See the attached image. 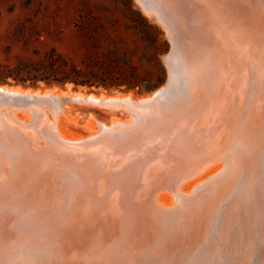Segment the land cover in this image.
Masks as SVG:
<instances>
[{
	"label": "bare ground",
	"instance_id": "bare-ground-1",
	"mask_svg": "<svg viewBox=\"0 0 264 264\" xmlns=\"http://www.w3.org/2000/svg\"><path fill=\"white\" fill-rule=\"evenodd\" d=\"M135 1L141 11L160 26L156 14L143 6L144 0ZM147 1L169 13L184 38L187 114L180 119L171 115L175 107L172 103L160 116L149 122L140 119L132 128L129 127L130 119L113 117L115 112L124 114L126 109L133 111L138 106L139 99L132 94L104 96L70 90L38 91L0 86V90L26 100L19 104L23 111L19 120L28 122L31 119L24 112L26 110L33 112L35 107L46 110L41 123L54 130L60 139L75 141L87 138L89 142L108 143L103 149L113 153L102 158L93 153L92 156L83 154L71 159L67 154L53 152L49 146L53 145L51 141L18 143L12 140L15 143L12 145L7 142L13 139V135L6 136V143L10 146L5 151L0 149V178L4 180L0 182V187L16 205L25 202L23 206L28 207L34 203L48 211L47 216L41 217L45 220L43 224L30 219L39 213L40 208H33L29 213L22 211L23 220L29 215L31 227L36 231L31 237V244L22 253L16 254V258L23 260L24 264H48L50 261L53 264H70L75 256L84 252L75 248V244L67 247L54 236L62 235L66 227L63 217L67 212L59 214L57 207L60 210L63 201L64 206L69 205L79 192L86 193L87 189L100 195L107 193L108 202L103 200L97 211L107 210L109 218L103 221L100 229L97 228L98 235L95 234L100 241L85 251V262L264 264V213L260 220L256 219L259 209L264 210L261 206L264 203V179L257 181L256 178L259 162L264 160V108L254 110L258 102L256 97L245 101L246 76L242 77L248 72L249 61L259 66L256 61L257 41L261 38L264 41V35L261 34L262 29H257V24L264 18V2L261 6L257 0L254 6V0H247L243 2L244 6H240L235 0ZM224 45L236 51L233 53L234 64L222 51ZM166 60L167 56L164 62ZM223 81L227 82L228 91L217 85H222ZM244 102L250 111L237 121L235 117ZM230 104V111L224 114L222 109ZM74 105L100 109L107 119L92 113L81 116ZM219 107H222L221 111ZM185 116L194 122L189 124L192 129L205 122L206 131L202 134L201 131L192 132V137L199 139L198 143L180 147L179 144L171 145L155 154L148 152L146 147L140 150V158L148 154V157H154L143 161L147 171L137 182L129 178L110 183L107 179H99L103 171L112 169L109 162L117 160L116 168L125 163L127 158L120 160L123 150L118 147L124 149L159 141L169 136L171 125L190 123L188 118L180 121ZM62 121L69 136L60 129ZM210 121L213 126L207 131L210 128L206 125ZM176 128L182 129L181 126ZM134 132L138 133L133 135ZM171 141H177L176 135ZM235 153L242 154L241 164L229 160ZM208 163L210 165L200 173L198 168ZM227 163L229 167L226 169ZM225 169L226 172L223 171ZM74 176L82 177L83 183L69 185L68 179ZM190 181L194 182L184 191L183 185ZM152 185L153 188L150 187ZM115 187L117 191L114 192ZM238 205H252L256 215L238 216L233 211ZM72 219L68 216L67 227ZM48 237L52 239L49 241ZM255 243L257 245L254 246ZM120 246L122 250L118 256L115 252L111 253ZM253 249H256L254 253ZM108 251L113 256L110 254L109 257Z\"/></svg>",
	"mask_w": 264,
	"mask_h": 264
},
{
	"label": "water",
	"instance_id": "water-1",
	"mask_svg": "<svg viewBox=\"0 0 264 264\" xmlns=\"http://www.w3.org/2000/svg\"><path fill=\"white\" fill-rule=\"evenodd\" d=\"M255 1L257 0H254L253 2ZM259 1L262 6L264 0H259ZM143 2H144L143 6H145L148 10L156 14L159 25L162 27V29L164 28L165 36L169 43V50L165 55L167 56V60L166 62H164L166 67V79L164 83L159 88H157L156 90H154L153 92L149 93L146 96L143 97L134 96L135 98L139 99V103H137L138 106L136 105L137 107L133 111L132 109H126V113L124 112V114H120L118 112H115L113 116L116 119L121 117L130 119L131 122L129 124L130 125L129 127L132 128L136 126V124L140 121V119H143L144 121L147 120L149 122L151 121V119L158 117V115L160 116L162 113L166 111V109L170 108L172 103H174L175 105L174 112H172L171 114L172 116H174L173 118L180 119L181 116L187 114L185 113V111L187 110L185 109L187 102L185 89L188 80L186 79L187 73L185 72L183 67L184 64L183 59L186 57L184 51V43H183L184 38L180 34L179 29L173 20V17L169 15V13L165 12L162 9V7L155 6L153 2H152L153 4L148 3L147 0H144ZM243 2L246 3L247 0H235V3H237L240 6L241 5L244 6ZM256 4H257L256 2L253 3L254 6ZM263 19H261V21H258L257 24V29L259 30L262 29L263 31V33H261L262 35H264ZM202 37L203 36H201L200 38ZM258 41H257L258 53L256 54L257 55L256 61H258L259 66H257L256 64H251V61H249L247 66L248 72L246 73V75H242V77L245 78L246 76V83L244 89V93L246 96L244 98L245 101L246 99H249V101H251L254 97H256L258 102L255 104L254 110L257 108L260 111L261 109L264 108V41L262 40V38L259 42ZM227 45L223 46L222 51L229 56L227 60L231 61V64H234L233 53H235L236 51L232 47L230 50L227 47ZM219 65H221L220 62L218 64V69H219ZM223 69L224 68H222V70ZM222 83H223L222 85L220 84L217 85L219 87L221 86L223 90L228 91L227 82L223 81ZM0 86L8 87V88L11 87L7 85H0ZM234 93H235L234 95H237L236 92ZM30 100L31 98H29V101ZM22 101L24 102L26 100L24 98L21 99L19 97L13 96L9 91L0 90V149L3 148L4 151L8 149L9 144L7 143H12V145H14L15 143L12 142V140H15V142L18 143H22L21 141H28L30 143H34L44 140L45 142L51 141L53 143L54 146L52 144H49L53 152L58 151L62 154H67L70 157H72L71 159L74 158L76 159L78 156L80 157L83 154L90 156L93 153H95V156H97V158H102L105 155L107 156L113 155L112 152H106L103 149L107 147L106 145H108V143L104 144V142H97V141L89 142L87 138L75 140V141H68V140L66 141L57 137L56 132L54 130H51L49 127L44 126L41 123V120L46 114L45 112L46 110H42L36 107L34 108L36 111L33 109V112L26 110L24 112L27 115H29L31 119L28 122H23L22 120H19V117L23 113L21 107L19 106V104ZM174 101H176V103ZM244 103L245 104H242L244 106L239 110V113L235 117L237 121H239L242 117H245L247 111H250V108L249 109L247 108L246 102ZM74 107L77 109L78 112H80L81 116H86L88 113H92L96 117L107 119V117H104V113L100 109L80 107L79 105H74ZM235 108H237V105L233 107V110ZM251 108H253V106H251ZM221 109L222 107L220 108V111ZM230 109H231V104L226 105L222 109V112L225 111L224 114H226L227 110L230 111ZM187 118L188 117L185 116L180 121L185 120ZM232 119L234 120L233 117ZM188 121H191V119L188 118ZM192 123L194 122L191 121L190 123H184L185 125H179V124L171 125L172 128L170 129L169 136L163 137L159 141L156 138L157 141L152 144H146L144 146L135 145L128 148L124 147V149L121 146L118 147V149L124 151V152L120 151L122 154L120 160L127 158L126 160H124L125 163L123 164V166L120 168H116L114 166H117L116 164L117 160L111 161L109 162V164H112L110 166V168L112 169L110 171L108 170L103 171V173H101V178H99L98 176L97 177L99 179H104V181L107 179L108 183H110V181L112 180H120V179L126 180L128 178L131 181L134 180L135 182L139 181L142 177L141 175L147 171V166L144 165L143 161H146L154 157V155L148 157L149 155L148 154L145 155L146 157L144 156L143 158H140L138 156L140 153L139 151L145 149L146 147L148 152L155 154L158 151L161 150L164 151L165 148L168 149L171 145L179 144L178 146L180 147L183 144H187L193 146L194 144L198 143L199 139L192 137V132L201 131L200 133L202 134L203 131L206 130L204 127L205 122H202L200 125L197 126L195 125L193 129L189 125ZM211 124L212 122L210 121V123L208 122V124L206 125L208 128H210L207 129V131L211 130L213 126V124L212 125ZM176 126L178 127L181 126L182 129L178 130ZM136 133L138 132H134L132 134L136 135ZM9 134L13 135V139L8 140L10 142H7L6 136H8ZM175 135L177 141L172 142L171 139ZM202 140H205V138ZM112 149L117 150L115 148ZM241 156L242 154L235 153L234 155L231 156L229 160H231L232 162H239V164H241L242 163L241 161H243ZM111 158L115 159L114 156H112ZM210 163H208L205 166L199 167L198 168L199 172L201 173L202 171H204L205 168L208 165H210ZM259 164L260 165L258 169V174L256 176L257 181L258 179L261 180L264 179V160H262V162L260 161ZM228 167H229V163H227L226 169ZM226 169L223 171L226 172ZM188 178L191 177L189 176ZM186 179H184L183 182ZM68 180H69V185L71 186H74L76 182L78 184L83 183L82 177L74 176V177H70ZM3 181L4 180L0 178V182ZM150 187L153 188L154 185ZM116 188L117 187H115L114 192L117 191ZM3 190L4 189L0 187V264H24L23 260L16 258V254L22 253L27 248V245L31 244V239H32L31 237L33 236V234H36V231H34L35 229L31 227L32 221H29L30 216L27 215V217H25L26 220H23L24 217L23 214L26 213V211L27 213H29L28 211L32 210L33 208L35 209L40 208L39 213L36 216L30 217V219H34L37 221L39 220L38 223L43 224L45 220L44 218L41 217L47 216L48 211L44 209L42 205L41 206L33 205L34 203H31L32 205L30 204V206L28 207L23 206L25 202L16 205L12 197L6 195V193ZM87 191L88 192L81 194L79 192V195L75 196L73 200L70 202V204L67 206H64V201H63V203L60 204L61 205L60 210L58 209V207L56 209V212L59 214L60 212H64V211L67 213L64 214L66 216L63 217V219L65 218L63 222L64 225L66 226L65 229L62 228L64 229V232H62V235H56L54 237H58V239H60L64 244H66L67 247H70L73 244H75V248L84 251L83 253L78 254V256H75L71 260L70 264H90L89 262L84 261V253L85 251H88L91 248H93L100 241L99 236L96 237L97 228L99 227L100 229V226L103 224V221L109 218L107 214V210L97 211V209L103 203V200L105 202H108L107 193L100 195V193L99 194L94 193L92 192V190L89 189H87ZM99 196L101 198H99ZM261 206L264 207V203L261 204ZM22 211L24 213H22ZM233 211L236 212L235 214H237L240 217L241 215L248 216L251 213L255 214L252 205H244V207L238 205L237 208L234 209ZM263 213L264 210L261 211L259 209L256 219L260 220ZM68 216L73 217L71 223L68 222V224H70L69 227H67ZM59 221L61 222V219H59ZM59 221H57L58 223L56 222L58 225L60 223ZM56 233L57 230L55 234ZM54 237L52 236V238ZM121 237L125 238L123 236ZM52 238L48 237L47 240L50 241V239ZM124 241L127 242L126 238L124 239ZM253 245L255 246L257 245V243ZM121 250L122 247L120 246L117 250L112 251L111 253L115 252L117 254L116 256H118ZM255 250L256 249L251 250L252 253H254ZM111 253L108 251V256ZM111 256H113V254H111ZM48 264H53V263H51L50 261V263Z\"/></svg>",
	"mask_w": 264,
	"mask_h": 264
},
{
	"label": "rangeland",
	"instance_id": "rangeland-1",
	"mask_svg": "<svg viewBox=\"0 0 264 264\" xmlns=\"http://www.w3.org/2000/svg\"><path fill=\"white\" fill-rule=\"evenodd\" d=\"M88 27H97L105 45L118 55L126 56L143 85L153 88L105 90L72 84L47 85L41 81L34 85L30 81L21 84L12 79L4 85L38 91L70 90L104 96L132 94L143 97L164 83V57L169 50L165 31L141 11L135 0H0V65L11 69L19 59H37L51 47L79 60L80 57L73 53L81 54L83 35ZM60 129L69 136L63 121ZM193 182L185 183L183 190Z\"/></svg>",
	"mask_w": 264,
	"mask_h": 264
},
{
	"label": "trees",
	"instance_id": "trees-1",
	"mask_svg": "<svg viewBox=\"0 0 264 264\" xmlns=\"http://www.w3.org/2000/svg\"><path fill=\"white\" fill-rule=\"evenodd\" d=\"M82 52L73 54L79 60L60 53L51 47L37 59L21 58L13 68L0 65V85L7 84L8 79L24 84L37 81L51 84H72L80 87L120 89L124 91L150 90L153 86L143 85V80L136 68L126 56H120L103 41L97 27H88L84 32Z\"/></svg>",
	"mask_w": 264,
	"mask_h": 264
}]
</instances>
